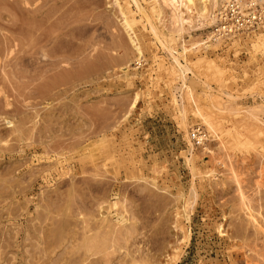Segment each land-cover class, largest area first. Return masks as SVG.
Segmentation results:
<instances>
[{
  "label": "rangeland",
  "instance_id": "obj_1",
  "mask_svg": "<svg viewBox=\"0 0 264 264\" xmlns=\"http://www.w3.org/2000/svg\"><path fill=\"white\" fill-rule=\"evenodd\" d=\"M26 1L28 9L22 0H0V264H264V144L223 145L210 133L215 157L202 169L213 187L194 176L173 103L177 82L152 50L176 49L195 91L229 92L241 106L264 110V39L209 67L196 53H179L170 24L158 22L159 41L149 20L157 22L153 0H137L138 12L127 0L146 61L128 80L117 73L138 65L113 0ZM210 31L194 28L183 38ZM135 92L144 97L122 123ZM190 121L189 134L206 127ZM113 134L126 167L105 166L88 151ZM194 188L199 198L187 207Z\"/></svg>",
  "mask_w": 264,
  "mask_h": 264
},
{
  "label": "bare ground",
  "instance_id": "obj_2",
  "mask_svg": "<svg viewBox=\"0 0 264 264\" xmlns=\"http://www.w3.org/2000/svg\"><path fill=\"white\" fill-rule=\"evenodd\" d=\"M25 3V9H28V2L22 0ZM119 8L122 15V24L128 33L130 41L134 47L135 56L134 60L137 65L140 66L142 62H146L145 57V46L142 37L138 33V25L140 20L137 19L136 13L141 11L142 8L137 0H133L137 7V12L131 9V2L127 0H113ZM221 0H153L154 11L153 17L156 18L157 22L154 24L151 17V27L154 35L163 42L160 36V28L158 22L164 29L169 28L170 24L172 29L169 31L171 38H174L175 34L177 41L182 43L181 48L183 52L179 53H196V56L203 61L206 66L217 68V63L228 62V56L236 53L239 55V51L243 47H247L251 50L256 43H261L264 39V34L261 32L246 34V35H235L229 39H213L211 33L198 35L197 37L191 36L190 40H185L183 35L191 32L194 28L198 30L209 29L212 26L213 13ZM14 23V21H12ZM253 45V46H252ZM262 45V43H261ZM155 52V56L160 61V69H170L172 80L177 82L173 93V103L179 106L182 114V122H185L184 134L179 126L180 133L185 139V149L183 151L184 158L186 159L187 165L194 176H200L202 180H205L211 188L213 187V180L211 176H203L204 172L202 169V162L207 160L209 157H215V147L213 143H206L203 146H196L190 140L189 125L190 118H198L201 122L206 125L209 133H212L213 137L223 140V145L230 142L231 139H237L251 146H256L259 143L264 144V119L261 117V113H264L263 107L254 106H241L239 100H237L229 92L216 94L210 88L203 87L200 91H195L191 86L186 83L187 74L189 69L183 65L176 55V49L171 50L168 48V54H160L156 48L152 49ZM45 55V54H44ZM46 56V55H45ZM143 65V64H142ZM141 65V67H142ZM169 65V67H168ZM168 67V68H167ZM135 72L132 74V67L128 65L121 69L117 73L118 77L126 78L128 80H135L140 75L139 68H135ZM223 95L227 96L225 99ZM143 92H135L134 100L131 105L130 114L122 122H126L127 119L138 109L140 102L143 99ZM8 124L13 125L12 121H8ZM121 130V125L118 126ZM116 134L111 137H106L102 140L95 141L89 145L88 151L92 158L102 159L105 162V166L111 164H117L121 167H126V157L124 154H120V151L116 150ZM116 155L120 156L116 159ZM59 164L62 163V159H57ZM118 161V162H117ZM162 165V164H160ZM139 168L135 165V172ZM163 169L166 170L164 166ZM58 172L59 177H63L64 171ZM235 182L238 184V189L244 199V193L239 181V175L235 169L232 170ZM12 173V172H10ZM208 173V172H207ZM9 174V173H8ZM189 199L184 198L186 206L195 204L199 198V194L194 188V191L190 193ZM102 208V207H101ZM248 213L252 217V208L247 207ZM177 214L181 217V213L177 210ZM217 229L223 234L225 229L224 223L221 222L217 225ZM185 238L189 237V232L184 228ZM93 254V249L91 250ZM181 255L180 245L173 246L169 257L172 262L177 263ZM137 264V263H136Z\"/></svg>",
  "mask_w": 264,
  "mask_h": 264
},
{
  "label": "built area",
  "instance_id": "obj_3",
  "mask_svg": "<svg viewBox=\"0 0 264 264\" xmlns=\"http://www.w3.org/2000/svg\"><path fill=\"white\" fill-rule=\"evenodd\" d=\"M210 29L211 37L221 40L261 31L264 34V0H221L213 13ZM145 63L138 68H144ZM190 139L196 146H203L211 141V135L205 126L196 125Z\"/></svg>",
  "mask_w": 264,
  "mask_h": 264
}]
</instances>
